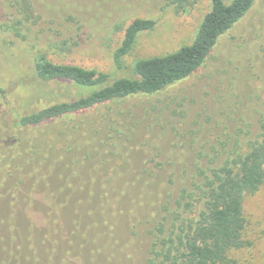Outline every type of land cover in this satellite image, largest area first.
<instances>
[{
	"label": "rangeland",
	"instance_id": "obj_1",
	"mask_svg": "<svg viewBox=\"0 0 264 264\" xmlns=\"http://www.w3.org/2000/svg\"><path fill=\"white\" fill-rule=\"evenodd\" d=\"M177 5L172 0L0 1L2 9H9L7 18L15 28L8 32L3 27L7 18H0V142L15 130L17 114L90 91L40 79L34 68L37 53L56 62L117 74L113 54L124 36L121 27L136 18H153L157 24L138 35L125 58L127 65L175 52L194 41L212 1L197 0L179 11ZM163 95L160 103H153L158 109L151 114H146L143 97L111 110L110 122L134 126L130 140L121 146L127 155L125 166L116 161L124 172L118 187L128 179L131 187L117 203L122 214H110L108 224L95 204L80 200L67 202L58 219L48 214L41 193L36 195V205L28 206L23 184H14L15 179L5 173L0 144V264H148L152 212L160 205L153 202L173 206L181 189L198 181V165L206 166L210 158L221 165L229 154L245 151L248 141L261 133L264 0H257L219 39L193 76ZM108 110L98 108L73 119L88 117L96 128L97 119ZM158 152L162 168L148 163ZM94 168L111 170L108 163H97ZM244 214L248 244L233 251L230 258L234 264H264V185L246 195ZM132 222L137 225L135 230Z\"/></svg>",
	"mask_w": 264,
	"mask_h": 264
},
{
	"label": "trees",
	"instance_id": "obj_2",
	"mask_svg": "<svg viewBox=\"0 0 264 264\" xmlns=\"http://www.w3.org/2000/svg\"><path fill=\"white\" fill-rule=\"evenodd\" d=\"M211 1V10L205 14L191 44L161 56L137 59L130 65L125 58L132 52L138 35L153 30L157 20L136 18L121 27L124 36L113 54L117 74L36 54L34 68L40 79L72 83L90 91L69 101L17 114L15 130L0 142L5 173L15 179L14 184H23L28 206L36 205V195L41 193L51 218L58 219L67 202L78 200L95 204L105 224L111 222L110 214H122L118 208H123L117 203L128 195L131 185L128 179L118 187L117 180L124 177V172L116 161L125 166L127 155L121 146L130 140L134 125L123 127L117 120L110 122L111 110L119 103L143 97L146 114L156 111L158 105L153 103H160L159 98L166 91L193 76L219 39L246 16L257 0ZM172 2L178 4L179 11L197 0ZM7 10L0 7V18H7ZM7 20L3 27L14 31ZM102 107L110 110L97 119L96 128L88 117L73 119ZM100 143L101 148H92ZM160 155L158 152L148 163H154L155 168L164 167V162L157 161ZM97 163H108L111 170L97 171ZM215 163L216 159L210 158L206 166H197L198 181L183 187L173 206L153 202L160 205L152 212L148 264H234L231 253L248 244L244 238V200L264 185V120L261 133L248 141L245 151L229 154L221 165ZM148 183L152 185L151 181ZM136 226L132 222L134 230Z\"/></svg>",
	"mask_w": 264,
	"mask_h": 264
}]
</instances>
